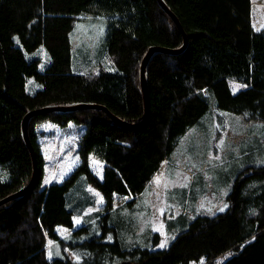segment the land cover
<instances>
[{"label":"trees","instance_id":"obj_1","mask_svg":"<svg viewBox=\"0 0 264 264\" xmlns=\"http://www.w3.org/2000/svg\"><path fill=\"white\" fill-rule=\"evenodd\" d=\"M163 1L183 26L188 44L180 54L158 51L148 59V118L133 128L108 114L142 124V60L151 47L177 50L185 42L158 0H0V201L28 187L34 177L23 132L29 112L79 104L108 111L30 117L27 131L38 175L28 194L0 206V264H219L229 252L222 264H264V165L246 166L235 175L224 212L183 214L182 229L163 250L155 249L158 233L144 246L136 231L125 236L124 219L113 218L115 196L129 199L118 210L133 209L163 164L172 162L181 140L210 112L211 100L221 110L264 122V25L254 30L252 0ZM86 17L106 18L105 53L114 71L74 73L70 36L75 22ZM41 47L50 57L44 69L40 59L28 60L25 54ZM29 79L42 88L28 92ZM230 81L245 88L233 93ZM48 122L84 131L79 165L61 183L45 185L46 159L37 130ZM93 159L105 164L102 176L90 168ZM201 182L199 177L194 184ZM88 185L103 196L104 208L76 227V217L96 204ZM191 191L194 197L206 194ZM59 227L73 231L69 241L58 235ZM50 240L64 249L52 260Z\"/></svg>","mask_w":264,"mask_h":264},{"label":"rangeland","instance_id":"obj_2","mask_svg":"<svg viewBox=\"0 0 264 264\" xmlns=\"http://www.w3.org/2000/svg\"><path fill=\"white\" fill-rule=\"evenodd\" d=\"M251 4L254 30H259L264 25V0H252ZM106 25L105 17H86L75 22V28L70 36L74 73L91 75L99 73L102 69L114 71L113 64L105 53ZM25 54L28 60L40 59L41 69L50 64V57L44 47ZM229 84L233 93L245 88L243 84L235 81H230ZM41 88V84L34 79L27 81L28 92L35 93ZM211 105L210 112L189 131L174 150L172 162L163 164L152 178L153 182L135 202L133 209L118 210L119 205L129 199L115 196L114 207L117 211L113 213V218L125 220L123 233L126 237L136 231L138 239L146 246L147 243L150 245L152 233H158L160 242L155 249L167 248L178 236L180 232L178 230L182 229L183 214L193 218L200 213L215 216L224 212L228 208L225 199L235 175L246 166L264 165V122H250L243 115L221 110L215 100H211ZM79 128L74 124L60 128L50 122L39 125L37 130L39 141L43 157L46 159L43 182L45 185L64 181L79 165L77 149L80 134L84 130L83 127ZM99 161L93 159L90 168L94 174L102 176L104 164ZM198 176L204 182L194 184L199 179ZM86 189L93 195L96 204L88 207L84 216L76 217L74 220L76 227L84 225L83 220L87 215L102 211L104 208L103 196L90 185ZM191 189L198 193L206 190V194H199L194 201L196 203L193 213L191 197L194 195ZM95 226L96 223L92 222L94 229ZM57 231L65 240L69 241L72 238V230L59 227ZM47 249L50 260L58 253L62 256L64 251L60 244L51 240ZM230 254L231 252L224 254L217 262L224 263Z\"/></svg>","mask_w":264,"mask_h":264},{"label":"water","instance_id":"obj_3","mask_svg":"<svg viewBox=\"0 0 264 264\" xmlns=\"http://www.w3.org/2000/svg\"><path fill=\"white\" fill-rule=\"evenodd\" d=\"M159 3L162 5L161 7H163L165 9V11L167 13H169L171 15V17L173 18V20L177 23V25L179 26V28L181 29V32L184 34V39H185V42H184V45L181 49H177V50H170V49H164V48H160V47H151L149 49V51L147 52L146 56L144 57V59L142 60V66H141V87L143 89V94H144V100H145V120L143 121L142 124L140 125H129L125 122H123L122 120H120L119 118L111 115V114H108L111 116V118L115 121H117L118 123H120L121 125L125 126V127H133V128H136V127H139V126H142L143 124H145V122L147 121V118H148V92H147V82H146V68H147V64H148V59L151 58V56L158 52V51H164V52H167V53H171V54H180L182 53L183 51H185V49L187 48V35L183 32L184 29H183V26L181 25L180 21L178 20V18L175 16V14L170 10L169 7H166L167 4L163 1V0H158ZM80 109H104L105 111H107L104 107H101V106H96V105H87V104H79V105H71V106H62V107H46V108H43V109H39V110H35V111H31L29 112L25 117H23V132H24V136H25V139H26V142H27V145L29 146L30 148V151L32 153V158L34 160V177H33V180L32 182H30L29 186L26 187L25 189L13 194L12 196L10 197H7V199H4L3 201H0V206L9 202V201H12L13 199H18L19 197L21 196H25L26 194H28L30 192V190L33 188L34 186V182H36V179H37V175H38V163H37V157L36 156V153H35V150H34V147L33 145L31 144V141H30V138H29V132L27 131L28 130V122H29V119L30 117H33L35 115H40V114H43V113H48V112H54V111H77V110H80ZM108 112V111H107Z\"/></svg>","mask_w":264,"mask_h":264},{"label":"crops","instance_id":"obj_4","mask_svg":"<svg viewBox=\"0 0 264 264\" xmlns=\"http://www.w3.org/2000/svg\"><path fill=\"white\" fill-rule=\"evenodd\" d=\"M71 125V124H70ZM79 127V126H78ZM81 128V127H80ZM79 128V129H80ZM83 130V129H82ZM84 131V130H83ZM81 135V134H80ZM95 161H97V159H95ZM99 161V160H98ZM100 162V161H99ZM104 164V163H103ZM105 165V164H104ZM153 182V180L151 181V183ZM58 183H61V182H58ZM117 196V195H116ZM200 195H198L197 197H191L192 199H193V206H192V208H191V212L193 213V210H195V204L194 203H196V202H194V201H196L197 200V198L199 197ZM123 204H121V205H119V206H122ZM201 214V213H200Z\"/></svg>","mask_w":264,"mask_h":264},{"label":"snow or ice","instance_id":"obj_5","mask_svg":"<svg viewBox=\"0 0 264 264\" xmlns=\"http://www.w3.org/2000/svg\"><path fill=\"white\" fill-rule=\"evenodd\" d=\"M221 210H223V209H221Z\"/></svg>","mask_w":264,"mask_h":264}]
</instances>
